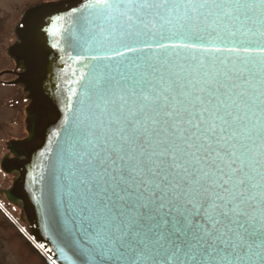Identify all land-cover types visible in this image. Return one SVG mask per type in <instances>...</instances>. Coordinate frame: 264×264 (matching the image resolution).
Here are the masks:
<instances>
[{
  "label": "snow or ice",
  "instance_id": "1",
  "mask_svg": "<svg viewBox=\"0 0 264 264\" xmlns=\"http://www.w3.org/2000/svg\"><path fill=\"white\" fill-rule=\"evenodd\" d=\"M85 7L73 39L95 63L67 155L91 251L216 264L264 240V0Z\"/></svg>",
  "mask_w": 264,
  "mask_h": 264
},
{
  "label": "water",
  "instance_id": "2",
  "mask_svg": "<svg viewBox=\"0 0 264 264\" xmlns=\"http://www.w3.org/2000/svg\"><path fill=\"white\" fill-rule=\"evenodd\" d=\"M91 2L94 0L46 11L50 16L44 15V31L38 41L34 39L37 15L23 25L26 59L34 72V108L39 123L34 128L37 133H32L34 140L18 148L25 158L14 161V165L22 173L19 192L32 216L35 237L6 210L1 207L0 210L47 264H154L155 253L149 248H125L97 256L79 227L67 134L81 111L85 90L93 77L95 62L73 39L79 31V15L87 11L85 6ZM260 232L257 225L255 234L245 242L247 247L241 243L234 257L223 262L217 258L216 264H264V240ZM185 264L193 261L185 258ZM203 264L209 261L205 259Z\"/></svg>",
  "mask_w": 264,
  "mask_h": 264
},
{
  "label": "rangeland",
  "instance_id": "3",
  "mask_svg": "<svg viewBox=\"0 0 264 264\" xmlns=\"http://www.w3.org/2000/svg\"><path fill=\"white\" fill-rule=\"evenodd\" d=\"M80 1L0 0V206L33 237L32 216L19 192L22 173L14 165L25 158L18 148L34 140L32 130L39 123L23 25L38 15L39 6L46 12ZM0 264H46L1 211Z\"/></svg>",
  "mask_w": 264,
  "mask_h": 264
},
{
  "label": "bare ground",
  "instance_id": "4",
  "mask_svg": "<svg viewBox=\"0 0 264 264\" xmlns=\"http://www.w3.org/2000/svg\"><path fill=\"white\" fill-rule=\"evenodd\" d=\"M42 115H43V114H41V117H42ZM32 133H33V134H36L37 132H36L35 129H33V130H32Z\"/></svg>",
  "mask_w": 264,
  "mask_h": 264
},
{
  "label": "flooded vegetation",
  "instance_id": "5",
  "mask_svg": "<svg viewBox=\"0 0 264 264\" xmlns=\"http://www.w3.org/2000/svg\"><path fill=\"white\" fill-rule=\"evenodd\" d=\"M1 207V206H0ZM1 211V210H0ZM3 214V213H2ZM7 219V218H6ZM8 220V219H7ZM9 221V220H8ZM16 221V220H15ZM10 222V221H9ZM17 222V221H16ZM11 223V222H10ZM18 223V222H17ZM13 225V224H12ZM14 227V226H13ZM15 228V227H14ZM16 229V228H15ZM17 230V229H16ZM18 231V230H17ZM19 232V231H18ZM20 233V232H19ZM21 234V233H20ZM45 262V261H44ZM47 264V263H46Z\"/></svg>",
  "mask_w": 264,
  "mask_h": 264
}]
</instances>
